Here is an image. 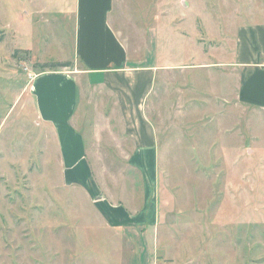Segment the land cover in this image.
Returning <instances> with one entry per match:
<instances>
[{
	"label": "rangeland",
	"instance_id": "obj_1",
	"mask_svg": "<svg viewBox=\"0 0 264 264\" xmlns=\"http://www.w3.org/2000/svg\"><path fill=\"white\" fill-rule=\"evenodd\" d=\"M62 1L0 0V264H264V111L233 98L226 68L236 30L264 26V0H187L193 28L177 31L189 40L175 39L177 67L148 100L161 209L136 259L143 243L63 184L52 131L36 118V62L72 58L74 0ZM161 1L121 0L122 20L143 21ZM83 85L74 125L94 180L109 201L138 210L143 180L125 159L117 105Z\"/></svg>",
	"mask_w": 264,
	"mask_h": 264
},
{
	"label": "crops",
	"instance_id": "obj_2",
	"mask_svg": "<svg viewBox=\"0 0 264 264\" xmlns=\"http://www.w3.org/2000/svg\"><path fill=\"white\" fill-rule=\"evenodd\" d=\"M120 4L121 0H74L70 6L72 58L56 62H68L70 67L36 73L30 92L36 118L54 136L59 178L64 185L81 189L110 229L120 231L132 244L143 243L141 254L133 252L136 259L146 254L148 233L158 225L161 209L156 169L159 142L157 129L146 116L148 100L158 79L177 67L171 52L177 51L176 38L189 40L185 34L191 33L178 34L177 27L193 28L185 16L192 4L162 0L154 3L158 11L147 19L128 24L122 20ZM232 40V60L226 63L227 78L233 79L232 96L240 105L264 111V26L240 27ZM36 63L42 65V61ZM198 64L208 65L204 61ZM83 84L105 91V98L117 105L124 137L132 146L125 159L140 171L143 180V204L138 210L109 201L94 180L86 142L74 125Z\"/></svg>",
	"mask_w": 264,
	"mask_h": 264
},
{
	"label": "trees",
	"instance_id": "obj_3",
	"mask_svg": "<svg viewBox=\"0 0 264 264\" xmlns=\"http://www.w3.org/2000/svg\"><path fill=\"white\" fill-rule=\"evenodd\" d=\"M1 40V38H0ZM70 67V63L65 62V63H52V64H42L40 65V72H45V71H55L59 70L61 68H68Z\"/></svg>",
	"mask_w": 264,
	"mask_h": 264
},
{
	"label": "built area",
	"instance_id": "obj_4",
	"mask_svg": "<svg viewBox=\"0 0 264 264\" xmlns=\"http://www.w3.org/2000/svg\"><path fill=\"white\" fill-rule=\"evenodd\" d=\"M34 78V76L33 77H31V79H33Z\"/></svg>",
	"mask_w": 264,
	"mask_h": 264
}]
</instances>
